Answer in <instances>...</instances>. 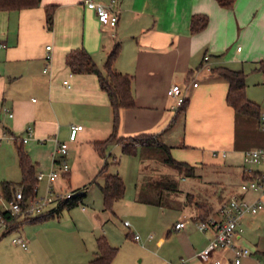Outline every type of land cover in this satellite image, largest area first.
I'll use <instances>...</instances> for the list:
<instances>
[{"label": "crops", "instance_id": "1", "mask_svg": "<svg viewBox=\"0 0 264 264\" xmlns=\"http://www.w3.org/2000/svg\"><path fill=\"white\" fill-rule=\"evenodd\" d=\"M93 1L110 4L112 0ZM50 4L55 5L51 28L46 22V6ZM112 7L119 17L115 27L101 23L84 0H41L37 7L0 10V135L23 136L26 126L33 125V133L23 147L36 172L56 167L52 158L54 138L67 141L70 170L56 180L57 188L72 189L86 160L90 168L88 180L96 177L105 159L93 143L112 132L113 108L97 74L72 72L66 56L72 49L84 47L104 70L108 54L118 43L120 51L114 66L132 75L135 98L134 106L121 110L119 135L155 134L172 147L173 157L196 165L203 175L217 167L225 170L216 180L223 188L222 197L240 194L254 200L257 192H242L240 183L244 170L264 169V160L256 163L245 157L250 149L264 148V129L258 116L238 112L227 102L228 81L213 73L212 68L244 70L246 95L259 105V110H264V93H260L264 86L256 85L263 76L252 78L253 72L264 74L258 69L264 58V0H236L231 8L220 6L217 0H115ZM199 13L208 15V25L192 33L191 18ZM48 44L53 58L50 70L44 71ZM65 79L70 87L63 83ZM194 81L198 84L194 85ZM175 83L183 86L187 99L182 111L172 108L176 99L168 93ZM74 123L83 128L76 139L70 140V126ZM118 153L122 158L138 157L123 154L121 145L114 143L108 148L109 160ZM135 161L139 166V158ZM19 171L21 174L15 141H0L1 199L7 200L2 182H19ZM118 173L122 174L120 170ZM234 173L238 181L232 180ZM75 184L73 189L86 186V198L87 185ZM209 199L217 208L220 199L216 194L212 193ZM198 212L193 211V220ZM52 217L55 216L25 221L12 229L25 238L27 247L13 244L12 252L0 253V264H25L27 255L34 264H54L58 231L52 226L40 227L35 233L24 229L26 224L45 223ZM262 221L264 209L246 212L240 219L241 229L234 236L235 244H245ZM201 232L204 239L200 246L204 248L214 232ZM97 238L96 248L84 264L96 256ZM262 242L263 238H258L257 244ZM22 249L25 259L18 254ZM218 251L215 257L222 253L223 261H228L224 264L233 263L232 249ZM261 252L264 254V250ZM249 255L244 256L245 263L252 262ZM116 256L112 264H118Z\"/></svg>", "mask_w": 264, "mask_h": 264}, {"label": "rangeland", "instance_id": "2", "mask_svg": "<svg viewBox=\"0 0 264 264\" xmlns=\"http://www.w3.org/2000/svg\"><path fill=\"white\" fill-rule=\"evenodd\" d=\"M259 75L263 78L256 82V85L263 84L264 86L263 73L253 72L252 78L255 79ZM260 93L263 95L264 90L260 89ZM117 156L120 162L118 165L111 164L109 172L112 170V172H119V170L122 172L119 174L125 181L126 190L124 196L115 201L112 209H104V199L100 187L103 178L98 176L94 179L95 177L92 176L93 178L88 180L90 168L86 160L82 165L80 175L75 182H72V189L76 187L75 183L80 187L84 184L87 185V196L84 197V201L69 210L68 208L64 209L60 217H52L45 223L26 224L24 229L35 233L40 227L52 226L58 231V236L55 237V246L57 245V247H54L57 259L54 264H84L89 257L87 255H92V251L96 248V238L101 235H104L111 245L118 248L115 259L118 264H176L181 257L189 259V264H208L196 255L202 248L200 243L203 241L204 235L196 228L195 220H193V211L195 213L198 209L194 204L186 205L185 195L186 192L191 191L196 194L195 199L212 204L207 197L212 195L211 185L217 184L214 181L219 180L223 174L220 171H212L209 175H203L200 180L186 177L182 173L179 174L175 168L166 165L161 152L153 154L151 157L154 159L150 162L151 172L149 175L155 177L161 172L173 174L180 191L166 194L161 204L148 203L138 198L140 194H148L143 186L149 177L146 172H142L140 165L136 166L135 159L139 156L134 158L124 156L122 158L120 153ZM234 168V166L231 167V170ZM199 172L201 173L200 170ZM18 175L21 176L20 171ZM232 180L238 181L235 173ZM91 181L93 182L91 183ZM38 187L39 194H44L46 182L39 181ZM67 187L70 186L67 185ZM213 187L215 186L213 185ZM215 188L218 189V187ZM148 195L156 197L157 194L150 191ZM8 207V201L0 198V210H5ZM91 210H96V213H92ZM181 218H186L189 221L185 228L177 230L174 225ZM126 220L130 222V226L125 225ZM134 233L140 234L141 238L136 240L133 237ZM1 234L2 231H0ZM17 236H19L17 230L5 234L0 241V253L12 252L13 244L21 247L20 243L13 241V238ZM260 237L263 238V244H257ZM242 246L252 252L249 256L253 258L252 262L245 263V257H242L243 264H257V262L264 264V254L261 252L264 250L263 221L261 227L257 226L252 235L248 236V241ZM22 252H24L23 249L18 254L24 259L27 257V261L24 263L34 264L32 258ZM218 256L219 258L224 257L222 253ZM229 264L235 263L229 262Z\"/></svg>", "mask_w": 264, "mask_h": 264}, {"label": "trees", "instance_id": "3", "mask_svg": "<svg viewBox=\"0 0 264 264\" xmlns=\"http://www.w3.org/2000/svg\"><path fill=\"white\" fill-rule=\"evenodd\" d=\"M235 1L236 0H217L219 5L225 8L233 7ZM40 4L41 0H0V10H20L23 8L37 7ZM54 12L55 5L50 4L46 6V22L49 28H51L53 25ZM208 22L209 17L207 14H193L191 18L192 33L203 30L208 25ZM119 51L120 46L117 43L107 56L104 70L99 68L91 53L84 47L74 48L69 51L66 56V63L72 72H93L97 74L99 84L101 88L107 92L110 104L113 108L112 132L106 139L95 141L93 143L99 155L105 159L104 164L99 169L96 177L101 176L104 178V181L102 184H100V187L103 194L104 207L108 210L112 209L115 201L124 196L126 190L123 177L118 172H109V166L111 164L118 165L120 162V159L117 155L110 156L111 159L109 160L108 148L114 143L121 145L123 154L139 156L140 169L143 173L146 172L149 176L146 184H144L143 187L146 189L148 194L150 191H152L157 195L156 197H151L146 193L144 195L140 194L138 195V198L141 201L161 204L166 194L180 191L173 174L169 172H161L155 177L149 175L151 172L150 162L154 159L151 157L153 154L161 152V154L164 155L163 162L166 165L175 168L179 174L182 173L186 177L196 178L199 180L203 177L202 172H199V169L196 165L187 161L178 160L173 157L171 152L172 147L161 141L157 135L148 132L133 136L119 135L118 130L121 110L135 105V98L132 90V75L120 72L114 66ZM258 69L264 71V58L259 61ZM212 72L222 76L228 81L229 87L226 99L236 111L247 115L259 116L261 112V110H259V105L256 102L250 100L246 95L247 73L244 70L232 69L227 66H218L212 68ZM186 103L187 99H185L183 104L177 109L181 111L184 110L186 108ZM23 143L24 142L20 139L15 140L19 166L22 174L21 180L17 183L12 181L2 182L3 193L7 200L11 199L13 194L19 188L22 190L25 201L35 198L37 195L39 184L37 172L28 152L23 147ZM213 171H220L221 173H224L225 170L217 167ZM253 173H256V171ZM252 175L247 170H244L243 180L252 177ZM96 177L94 179H96ZM214 182L217 184H213L212 182L208 183H212L215 187H218L219 190L211 185V194L215 192L213 194L219 196L222 194L221 189L223 188L220 187L218 181ZM76 190H79L80 192L74 195L72 198L60 202L51 210L39 215H12L7 209L1 210L0 214L6 218L8 222V228L3 234L0 235V238L15 227H18L20 223H24L25 221H37L50 216H59L64 209H70L71 207L82 203L86 195V186ZM185 196L186 205L188 206L194 204L199 210L194 219H207L210 215L216 214L220 205L227 201L232 195L218 198L220 201L217 208L215 207L216 205H214V202L211 200L210 201L212 204H208V202H200V200L195 199L197 196L191 191L186 192ZM207 197L209 198V196ZM201 210H203V212H201ZM97 245V254L89 262V264H112L118 252V248L112 246L104 235H101L97 238Z\"/></svg>", "mask_w": 264, "mask_h": 264}, {"label": "built area", "instance_id": "4", "mask_svg": "<svg viewBox=\"0 0 264 264\" xmlns=\"http://www.w3.org/2000/svg\"><path fill=\"white\" fill-rule=\"evenodd\" d=\"M115 0H112L110 4L95 2L93 0H84V3L90 8L94 9L99 21L103 24L115 27L118 22V12L113 9L112 5ZM47 50L51 48V45L46 46ZM240 48V47H238ZM45 66L44 71H48L51 68V62L53 55L48 50L44 56ZM208 58V56H205ZM63 83L70 87L71 83L68 79H65ZM194 85L198 82L194 81ZM169 95L176 99V104L172 108H178L183 104L186 99L183 86L179 83H175L171 86L168 91ZM10 116L13 115L12 112L9 113ZM260 126L264 129V110H262L258 116ZM83 128L80 123H74L70 126L69 139L74 140L77 138L79 131ZM26 135L17 136L11 133H4L0 135V141L9 139L15 141L20 139L23 142H27L33 133V125L29 124L26 126ZM44 140H42L43 142ZM56 146L52 151L53 162H55L56 167L49 171H38L37 179L38 181L46 182V190L44 194H39V188L37 190V195L35 198L24 200L22 190L19 188L13 194L12 198L7 200L10 214L12 215H39L44 212L51 210L56 207L60 202L72 198L74 195L78 194L80 191L76 189H62L57 188L55 185L56 180L64 173L69 172L70 165L68 162V150L69 144L67 141H62L54 138ZM218 152H215L217 154ZM225 155V152H222ZM246 159L250 162H260L264 160V148H253L246 152ZM247 171L252 175V177L243 180L240 183V189L242 192L248 190H254L257 195L254 200L250 201L240 194L232 195L227 201L222 203L216 214L210 215L207 219H195L196 227L201 231L212 230L214 235L209 240L208 244L202 248L196 255L202 261L208 264H224L228 261H223L222 258L214 256V253L218 250L232 249L234 252V257L231 261L235 264L241 262L242 257L248 256L251 251L247 247L239 246L235 244L234 236L240 228V219L246 212L257 213L258 211L264 209V169L256 171L247 169ZM188 219L181 218L178 220L174 227L176 229L184 228ZM125 225L130 226L129 221L124 222ZM8 222L6 218L0 214V231L2 234L7 230ZM133 237L136 240L141 238L140 234L134 233ZM152 237V235H150ZM13 240L20 243L22 246L27 247V241L22 236L14 237ZM189 259L181 258L176 264H189Z\"/></svg>", "mask_w": 264, "mask_h": 264}]
</instances>
